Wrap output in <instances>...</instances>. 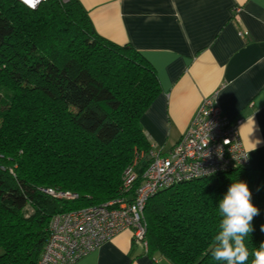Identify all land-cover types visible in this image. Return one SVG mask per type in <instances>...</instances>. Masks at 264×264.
<instances>
[{"label":"trees","instance_id":"obj_1","mask_svg":"<svg viewBox=\"0 0 264 264\" xmlns=\"http://www.w3.org/2000/svg\"><path fill=\"white\" fill-rule=\"evenodd\" d=\"M160 92L151 63L129 43L98 35L77 0L35 9L0 0V264H38L54 214L124 193V169L150 146L140 117ZM237 180L260 210L245 241L256 250L264 242V169L243 166L150 197L148 254L169 264H217L210 249L218 202Z\"/></svg>","mask_w":264,"mask_h":264},{"label":"crops","instance_id":"obj_2","mask_svg":"<svg viewBox=\"0 0 264 264\" xmlns=\"http://www.w3.org/2000/svg\"><path fill=\"white\" fill-rule=\"evenodd\" d=\"M77 1L98 35L129 43L155 69L161 92L140 117L155 149L170 151L215 96L222 115L242 119L246 166L264 169V0ZM74 264L169 262L123 230Z\"/></svg>","mask_w":264,"mask_h":264},{"label":"built area","instance_id":"obj_3","mask_svg":"<svg viewBox=\"0 0 264 264\" xmlns=\"http://www.w3.org/2000/svg\"><path fill=\"white\" fill-rule=\"evenodd\" d=\"M18 1L35 9L47 0ZM241 121L222 115L215 96L205 98L170 151L162 153L150 144L147 152H134V159L123 171L122 195L98 205L54 214L38 264H74L123 230H131L133 241L146 248L144 206L150 197L184 181L247 165L248 155L237 130ZM144 159L146 163L139 174L138 167ZM41 191L56 198L77 197L76 193L52 188Z\"/></svg>","mask_w":264,"mask_h":264},{"label":"clouds","instance_id":"obj_4","mask_svg":"<svg viewBox=\"0 0 264 264\" xmlns=\"http://www.w3.org/2000/svg\"><path fill=\"white\" fill-rule=\"evenodd\" d=\"M256 144L248 152L255 150ZM220 222L210 254L217 264H264V242L250 251L245 243L253 231L252 221L260 210L252 202L245 181L232 182L218 202ZM264 231V225L261 226ZM251 258V260H250Z\"/></svg>","mask_w":264,"mask_h":264},{"label":"snow or ice","instance_id":"obj_5","mask_svg":"<svg viewBox=\"0 0 264 264\" xmlns=\"http://www.w3.org/2000/svg\"><path fill=\"white\" fill-rule=\"evenodd\" d=\"M27 2H29V3H32V2H33V0H27Z\"/></svg>","mask_w":264,"mask_h":264},{"label":"rangeland","instance_id":"obj_6","mask_svg":"<svg viewBox=\"0 0 264 264\" xmlns=\"http://www.w3.org/2000/svg\"><path fill=\"white\" fill-rule=\"evenodd\" d=\"M156 256H159V255H156Z\"/></svg>","mask_w":264,"mask_h":264}]
</instances>
